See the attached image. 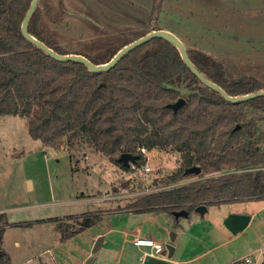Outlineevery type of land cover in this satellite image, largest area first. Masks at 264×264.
<instances>
[{
	"label": "rangeland",
	"instance_id": "rangeland-1",
	"mask_svg": "<svg viewBox=\"0 0 264 264\" xmlns=\"http://www.w3.org/2000/svg\"><path fill=\"white\" fill-rule=\"evenodd\" d=\"M34 17L52 45L92 58L113 52L155 25L176 35L186 49L219 62L232 81L264 85V0H39ZM170 85L180 86L187 96L193 83L183 77ZM257 117L260 133L264 111ZM141 153L143 165L125 171L90 149L43 147L29 136L24 118L1 117L0 213L21 225L3 232L1 249L11 263L139 264L149 249L133 245L136 235L165 246L173 232L170 259L187 260L214 247L189 264H243L245 259L250 262L244 264H263L264 200L214 205L203 215L193 211L178 218L177 227L164 212L126 210L140 196L168 187L164 178L180 165L179 154L170 147ZM198 174L183 184L201 179ZM99 211L97 223L68 235L79 228L83 215ZM239 213L250 216L247 227L226 233L222 216ZM99 239V249L92 252Z\"/></svg>",
	"mask_w": 264,
	"mask_h": 264
},
{
	"label": "trees",
	"instance_id": "trees-1",
	"mask_svg": "<svg viewBox=\"0 0 264 264\" xmlns=\"http://www.w3.org/2000/svg\"><path fill=\"white\" fill-rule=\"evenodd\" d=\"M30 2L0 0V118H24L29 136L43 147L68 151L83 147L116 164L122 153L136 156L130 166L119 164L125 171L143 165L141 149L149 152L170 147L177 152L178 170L163 181L171 187L140 196L126 210L171 216L184 210L190 215L200 205L264 200V133H259L257 124V114L264 111V97L240 104L224 101L196 80L178 50L162 39L131 51L100 75L78 63L58 62L21 36ZM159 9L157 3L155 12ZM35 15L36 10L28 25L33 37L59 54H79L94 64L112 60L124 46L161 29L154 25L113 52L92 58L52 45L37 28ZM151 20L157 21V16ZM187 53L195 68L229 95L264 90L255 80L232 81L219 62L197 49H187ZM183 77L193 83L187 96L180 93V86L170 85ZM179 98L185 103L174 111L169 105ZM194 168L200 169L201 179L183 184V179L196 174L191 171ZM101 215H83L79 228L68 235L93 226ZM8 226L21 225L0 213V264H12L1 249ZM173 226H178V220L174 219Z\"/></svg>",
	"mask_w": 264,
	"mask_h": 264
},
{
	"label": "water",
	"instance_id": "water-1",
	"mask_svg": "<svg viewBox=\"0 0 264 264\" xmlns=\"http://www.w3.org/2000/svg\"><path fill=\"white\" fill-rule=\"evenodd\" d=\"M39 0H31L30 5L24 15L23 21L21 23L20 32L21 36L29 42L31 45L36 47L37 49L43 51L46 55H48L50 58L61 62V63H78L83 65L89 72L94 74H102L106 73L110 70H112L126 55H128L131 51L143 46L146 43H149L151 40L155 39H162L172 46H174L180 56L182 61H184L185 67L188 69V71L193 75L196 80H198L200 83H202L206 88L209 90L218 93L223 100L231 103V104H240L245 103L250 100H254L256 98L264 97V90L254 91L249 94L245 95H237L232 96L227 94L220 86L217 84L211 82L210 80L206 79L194 66V64L190 61L187 53V49L185 47V43H183L176 35L173 33L166 31V30H153L142 37L138 38L137 40H134L130 44L124 46L121 48L113 57L112 60H109L106 63H100V64H94L86 57H82V55L79 54H59L55 52L53 49L49 48L47 45H45L43 42L38 40L37 38L33 37L28 32V25L29 22L37 9ZM101 85H104L103 83ZM185 103V100L183 98H179L176 102L169 105L171 109L176 111L178 108H180ZM239 125L236 126V129H238ZM136 160V156H133L129 153H122L119 158L117 159V162L121 164L122 166H129L130 164H133ZM198 168H194L191 170L194 173H199ZM207 211V207L204 205L197 206L194 209V212L203 215ZM172 216L175 220H178V218L181 217H187L188 212L181 210L177 212H173ZM250 221V216L246 214H229L227 215L222 224L223 226L232 234H237L238 232L245 229ZM12 222V221H11ZM175 239V233L171 232L169 237V243L165 245V251L162 254L161 258L157 257H151V256H144L140 259L141 264H174L169 261V259L173 256L174 247L171 244ZM102 239H99L92 250V252H95L99 249L100 243ZM87 264H90V262H87Z\"/></svg>",
	"mask_w": 264,
	"mask_h": 264
},
{
	"label": "built area",
	"instance_id": "built-area-1",
	"mask_svg": "<svg viewBox=\"0 0 264 264\" xmlns=\"http://www.w3.org/2000/svg\"><path fill=\"white\" fill-rule=\"evenodd\" d=\"M145 149H141L142 152H144ZM144 171L146 173L150 172V168L148 166H145ZM171 187V186H168ZM166 188V187H165ZM110 199V198H108ZM133 245L139 248H148L149 251L148 252H144L143 256H151V257H157V258H161L163 252L165 251V246L159 242H155L153 239L151 238H144V237H135L133 239ZM250 260L249 259H245L243 260V264L244 263H249Z\"/></svg>",
	"mask_w": 264,
	"mask_h": 264
},
{
	"label": "crops",
	"instance_id": "crops-1",
	"mask_svg": "<svg viewBox=\"0 0 264 264\" xmlns=\"http://www.w3.org/2000/svg\"><path fill=\"white\" fill-rule=\"evenodd\" d=\"M29 182H31V181L29 180ZM32 183H33V182H32ZM32 187H33V186H32ZM108 198H109V197H105L104 199H105V200H108ZM109 200H110V199H109ZM207 208H208V207H207ZM98 213H101V214H102L103 211H99ZM239 214H244V213H239ZM228 215H229V214H228ZM226 216H227V214H225V215L222 216V219H221L222 222H223V220H224V218H225ZM223 229H225L224 226H223ZM225 231H227V230L225 229ZM226 233L229 234V231H227ZM135 237H140V236L136 235ZM135 237H134V238H135ZM134 238H133V239H134ZM133 239H132V243H133ZM135 247H136V246H135ZM213 248H214V247L210 248V249H209L210 251L207 249V250H205V251H203V252H200L198 255H194L193 257H190V258L187 259V260H183V261H182V260H179V259H169V261L172 262V263H174V264H182V263H183V264H184V263H188V264H189V263H191V261L193 262V261L197 260L198 258H199V259H202V257L204 256V254H206L207 252H212ZM174 252H175V249H174ZM173 254H174V253H173ZM142 258H143V257H142ZM138 261H139V264H141V261H140V260H138Z\"/></svg>",
	"mask_w": 264,
	"mask_h": 264
},
{
	"label": "flooded vegetation",
	"instance_id": "flooded-vegetation-1",
	"mask_svg": "<svg viewBox=\"0 0 264 264\" xmlns=\"http://www.w3.org/2000/svg\"><path fill=\"white\" fill-rule=\"evenodd\" d=\"M263 133H264V131H263ZM264 142V136H263V140H262V143Z\"/></svg>",
	"mask_w": 264,
	"mask_h": 264
}]
</instances>
